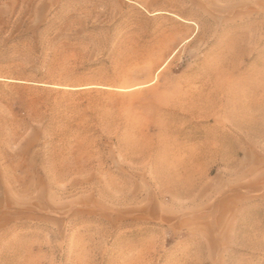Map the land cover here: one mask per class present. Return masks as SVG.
<instances>
[{"label":"rangeland","instance_id":"rangeland-1","mask_svg":"<svg viewBox=\"0 0 264 264\" xmlns=\"http://www.w3.org/2000/svg\"><path fill=\"white\" fill-rule=\"evenodd\" d=\"M0 264H264V0H0Z\"/></svg>","mask_w":264,"mask_h":264}]
</instances>
